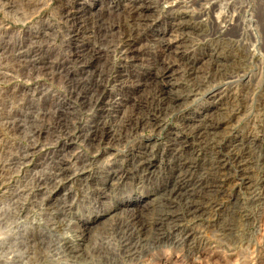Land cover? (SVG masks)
Instances as JSON below:
<instances>
[{
    "label": "rangeland",
    "instance_id": "obj_1",
    "mask_svg": "<svg viewBox=\"0 0 264 264\" xmlns=\"http://www.w3.org/2000/svg\"><path fill=\"white\" fill-rule=\"evenodd\" d=\"M263 179L264 0H0V264H264Z\"/></svg>",
    "mask_w": 264,
    "mask_h": 264
},
{
    "label": "bare ground",
    "instance_id": "obj_2",
    "mask_svg": "<svg viewBox=\"0 0 264 264\" xmlns=\"http://www.w3.org/2000/svg\"><path fill=\"white\" fill-rule=\"evenodd\" d=\"M134 4H135V2H133ZM77 4H79L78 6L80 7V9H82V8H85L83 5H82V2H78ZM144 4H146V3H144ZM144 4H142L141 5V2H140V5L141 6H144ZM150 4V3H149ZM85 5V4H84ZM133 5V4H132ZM131 5V6H132ZM140 5H138V6H140ZM151 6V5H150ZM154 6V5H153ZM180 7V6H179ZM131 8V7H130ZM134 8H135V6H134ZM145 8L146 9H149L150 7H149V5L147 4L146 6H145ZM153 9V8H152ZM135 10V9H134ZM138 10V9H137ZM139 11V10H138ZM146 11V10H145ZM67 12V11H66ZM154 12V11H153ZM172 12V11H171ZM147 13H151V12H147ZM134 14V13H133ZM143 14V13H142ZM141 14V15H142ZM72 15V14H71ZM74 15V14H73ZM72 15V16H73ZM137 15V14H136ZM146 16V15H145ZM147 18V17H146ZM188 18V17H187ZM174 19V18H173ZM184 19V18H183ZM144 21V20H143ZM170 21V20H169ZM178 21V20H177ZM186 21V20H185ZM229 21V20H228ZM139 22H141V21H139ZM150 22V21H149ZM146 23V22H145ZM174 23V22H173ZM141 24V23H140ZM145 25V24H144ZM141 26V25H140ZM86 28V27H85ZM172 28V27H171ZM173 29V28H172ZM171 31V30H170ZM178 31V30H177ZM166 31H163L162 33H165ZM154 34V33H153ZM157 34H158V32H157ZM161 35V34H160ZM159 35V36H160ZM173 36V35H172ZM152 37V36H151ZM162 37V36H161ZM120 39V38H119ZM184 39V38H183ZM81 40V39H80ZM73 42V41H72ZM95 42V41H94ZM158 42V41H157ZM178 44V43H177ZM96 46V45H95ZM91 47V46H90ZM133 47V46H132ZM93 48V47H92ZM138 48V47H137ZM95 49H97V48H95ZM130 49V48H129ZM94 50V49H93ZM99 50V49H98ZM171 50V49H170ZM176 50V49H175ZM128 51V50H127ZM135 51V50H134ZM96 54V53H95ZM126 54H128V52H126ZM133 54V53H132ZM213 60V59H212ZM217 62V61H216ZM186 65V64H185ZM127 67V66H126ZM164 67V66H163ZM178 67V66H177ZM158 69V68H157ZM162 72L158 75V74H156V79H161V80H163V79H165V78H168V71H169V68L168 67H166V68H162ZM144 74V73H143ZM170 74V73H169ZM154 77V76H153ZM93 78V77H92ZM166 81V80H165ZM98 82V81H97ZM172 82V81H171ZM157 83H158V81H157ZM161 83V82H160ZM102 84V83H101ZM156 85V84H155ZM135 87V86H134ZM145 88V87H144ZM152 90V89H151ZM162 91V90H161ZM215 93V92H214ZM103 94V93H102ZM101 95V94H100ZM174 96V95H173ZM217 96V95H216ZM164 98V97H163ZM154 99V98H153ZM160 99V98H159ZM162 99V98H161ZM172 99V98H171ZM177 98L176 97H173V100L175 101ZM111 100V99H110ZM168 101V100H167ZM166 101V102H167ZM163 102V101H162ZM176 105V104H175ZM113 106V105H112ZM141 106H142V104H141ZM102 107V106H101ZM138 107V106H137ZM98 108V107H97ZM124 109V108H123ZM160 109V108H159ZM97 111V110H96ZM5 115V114H4ZM150 118V117H149ZM194 118V117H193ZM111 120V119H110ZM113 120V119H112ZM143 120H145V119H143ZM142 120V121H143ZM195 120V119H194ZM139 121V120H138ZM137 121V122H138ZM146 121V120H145ZM145 121H143V122H145ZM190 121H192V120H190ZM199 121V120H198ZM127 122H130V121H127ZM187 122L189 123V121L187 120ZM146 123V122H145ZM144 123V124H145ZM186 123V122H185ZM124 124V123H123ZM133 124V123H132ZM138 124V123H137ZM153 124V123H152ZM218 125V124H217ZM97 126V125H96ZM11 127V126H10ZM123 127V126H122ZM127 127V126H126ZM120 128V127H119ZM137 128V127H136ZM189 128V127H188ZM208 128H210L211 130L212 129H214L215 128V126H211V124H209V127ZM205 129V128H204ZM208 130V129H207ZM128 133V132H127ZM95 137V136H94ZM92 138V137H91ZM120 139V138H119ZM98 141V140H97ZM147 142V141H146ZM253 142V141H252ZM143 149L144 150H142V151H138L137 152V154L135 155V157H138L139 159H141L140 160V166H145V168H149L148 167V165L151 163V158L150 157H148L147 156V152H146V147H144L143 146ZM149 152V151H148ZM132 155V154H131ZM150 156V155H149ZM143 159V160H142ZM62 160V159H61ZM56 164H58V163H56ZM189 164V163H188ZM89 165V164H88ZM55 167V166H54ZM142 168V167H141ZM151 169V168H150ZM63 170V169H62ZM132 171V170H131ZM178 171V170H177ZM59 172H61L60 171V169H59ZM72 172V171H71ZM116 173V172H115ZM120 173V172H119ZM62 174V173H61ZM65 174V173H64ZM122 174V173H121ZM120 174V175H121ZM68 175V174H67ZM110 176V175H109ZM113 176V175H112ZM118 176V175H117ZM59 178H60V176H59ZM66 178V177H65ZM114 178V177H113ZM119 178H120V176H119ZM64 179V178H63ZM264 180V179H263ZM1 182V181H0ZM47 184V183H46ZM184 184V183H183ZM109 190V189H108ZM111 190V189H110ZM186 191V190H185ZM173 192V191H172ZM177 192V191H176ZM100 194L103 196V197H107L108 195L107 194H105V192H100ZM171 194V193H170ZM176 194V193H175ZM183 194H184V192H183ZM174 195V194H173ZM100 196V195H99ZM165 197V196H164ZM194 197V196H193ZM204 197V196H203ZM97 198V197H96ZM192 198V197H191ZM153 199V198H152ZM156 199V198H155ZM179 199V198H178ZM187 199H188V197H187ZM195 199V198H194ZM120 200V199H119ZM201 200V199H200ZM200 200H198V201H200ZM148 201V200H147ZM153 201V200H152ZM155 201V200H154ZM143 202V197H141V196H136L134 199H127V200H125V205H127V208L129 209V212L130 211H134L135 209H137V208H139L140 206H145V204H143L142 203ZM145 202H146V200H145ZM190 202V201H189ZM193 203H196V202H193ZM152 204V203H151ZM197 204V203H196ZM22 205V204H21ZM150 205V204H149ZM148 205V206H149ZM165 205V204H164ZM178 205V204H177ZM182 205V204H181ZM195 205V204H194ZM201 204H199V206H200ZM212 205V204H211ZM115 206V205H114ZM152 206V205H151ZM198 206V205H197ZM182 207V206H181ZM190 207H192V205L191 206H189L188 204H187V209L189 210L190 209ZM195 207V206H194ZM17 208V207H16ZM148 208V207H147ZM170 208V207H169ZM185 208V207H184ZM18 209H19V207H18ZM140 209V208H139ZM144 209H145V207H144ZM151 209V208H150ZM155 209V208H154ZM180 209V208H179ZM186 209V210H187ZM194 209V208H193ZM197 209V208H196ZM203 209V208H202ZM19 210H21V209H19ZM24 210V209H23ZM26 210V209H25ZM127 209H125V211H126ZM149 210V209H148ZM164 210V209H163ZM185 210V211H186ZM191 210V209H190ZM124 211V210H123ZM184 211V212H185ZM14 212V211H13ZM20 212V211H19ZM25 212V211H24ZM50 212V211H49ZM127 212V211H126ZM188 212V211H187ZM190 212V211H189ZM195 212H197V211H195ZM199 212V211H198ZM8 213V212H7ZM23 213V212H22ZM172 213H174V211L172 212ZM191 213V212H190ZM203 213V212H202ZM48 214V213H47ZM130 214V213H129ZM175 214H177V213H175ZM173 215V216H170V218H172V219H174V217L175 218H178L176 215ZM195 214V213H194ZM199 214V213H198ZM132 215V214H131ZM168 215V214H167ZM185 215H186V212H185ZM184 215V216H185ZM146 216V215H145ZM150 216V215H149ZM181 216V215H180ZM195 216V215H194ZM21 217V216H20ZM49 217V216H48ZM47 217V218H48ZM159 217V216H158ZM186 217V216H185ZM54 218V217H53ZM57 218V217H56ZM157 218V217H156ZM167 219H169V217H166ZM147 219V218H146ZM150 219V218H149ZM172 219H170V220H172ZM157 220V219H156ZM57 221V220H56ZM140 221V220H139ZM166 221V220H165ZM58 222V221H57ZM175 223V222H174ZM167 224V223H166ZM56 225H58V224H56ZM58 228V227H57ZM35 229V228H34ZM171 229V228H170ZM32 234H33V232H32ZM35 234V233H34ZM32 236V235H31ZM33 237V236H32ZM132 237V236H131ZM139 237V236H138ZM196 238V237H195ZM32 239V238H31ZM67 239V238H66ZM184 239V238H183ZM139 240V239H138ZM173 240V239H172ZM35 241V240H34ZM66 241H68V240H66ZM73 241V240H72ZM132 241V240H131ZM31 242H32V240H31ZM65 241H63V243H64ZM197 242V241H196ZM37 243V242H36ZM66 243V242H65ZM72 243V242H71ZM77 244V243H76ZM65 245V244H64ZM65 246H67V245H65ZM63 247V248H66V247ZM70 245L68 244V247H69ZM36 247V246H35ZM75 248L77 249V247L75 246ZM74 248V249H75ZM67 249H69V248H67ZM71 249H72V246H71ZM70 250V249H69ZM68 251V250H67ZM73 252V251H72ZM69 253L68 252V254H73V253ZM77 253V252H76ZM84 253V252H83ZM123 253V252H122ZM75 254V253H74ZM75 256V255H74ZM73 256V257H74ZM82 256V255H81ZM117 260V259H116Z\"/></svg>",
    "mask_w": 264,
    "mask_h": 264
}]
</instances>
